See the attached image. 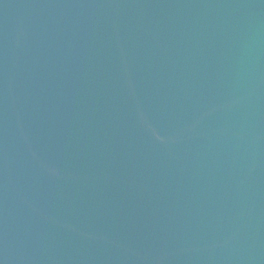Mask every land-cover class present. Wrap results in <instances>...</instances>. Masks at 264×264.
<instances>
[{
	"label": "water",
	"instance_id": "95a60500",
	"mask_svg": "<svg viewBox=\"0 0 264 264\" xmlns=\"http://www.w3.org/2000/svg\"><path fill=\"white\" fill-rule=\"evenodd\" d=\"M0 264H264V0H0Z\"/></svg>",
	"mask_w": 264,
	"mask_h": 264
}]
</instances>
